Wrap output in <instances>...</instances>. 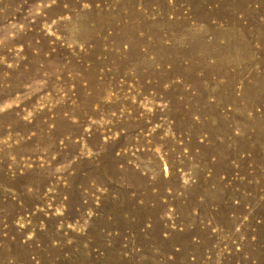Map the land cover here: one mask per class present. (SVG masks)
<instances>
[{
  "label": "rangeland",
  "instance_id": "obj_1",
  "mask_svg": "<svg viewBox=\"0 0 264 264\" xmlns=\"http://www.w3.org/2000/svg\"><path fill=\"white\" fill-rule=\"evenodd\" d=\"M0 264H264V0H0Z\"/></svg>",
  "mask_w": 264,
  "mask_h": 264
}]
</instances>
